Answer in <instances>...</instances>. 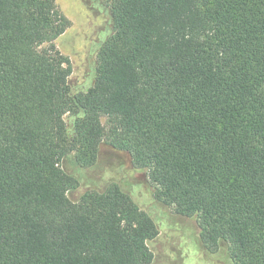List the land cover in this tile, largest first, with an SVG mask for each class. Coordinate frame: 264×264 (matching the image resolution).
I'll return each mask as SVG.
<instances>
[{
	"label": "trees",
	"instance_id": "obj_1",
	"mask_svg": "<svg viewBox=\"0 0 264 264\" xmlns=\"http://www.w3.org/2000/svg\"><path fill=\"white\" fill-rule=\"evenodd\" d=\"M106 1L95 80L72 94L55 0H0V264H153L157 225L120 186L69 197L62 162L91 168L102 144L206 252L264 264V0Z\"/></svg>",
	"mask_w": 264,
	"mask_h": 264
},
{
	"label": "rangeland",
	"instance_id": "obj_2",
	"mask_svg": "<svg viewBox=\"0 0 264 264\" xmlns=\"http://www.w3.org/2000/svg\"><path fill=\"white\" fill-rule=\"evenodd\" d=\"M55 2L70 22L56 41L58 50L70 60V89L72 94L85 92L95 80L98 50L111 34L109 6L106 0ZM65 121L72 137L75 117L66 115ZM62 168L79 181V188L69 194L70 198L76 199L88 189L103 190L117 184L151 216L158 228L157 237L148 242L153 264H233L225 247L212 253L201 248L195 218L179 216L154 200L147 172L135 169L128 153L102 144L93 167L80 168L70 156L62 162Z\"/></svg>",
	"mask_w": 264,
	"mask_h": 264
}]
</instances>
